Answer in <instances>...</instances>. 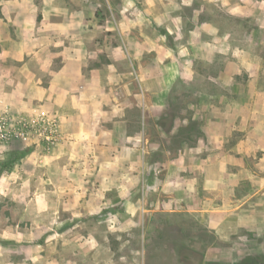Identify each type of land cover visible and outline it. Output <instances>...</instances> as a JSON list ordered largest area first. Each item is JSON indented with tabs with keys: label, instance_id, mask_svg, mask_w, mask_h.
Masks as SVG:
<instances>
[{
	"label": "crops",
	"instance_id": "obj_1",
	"mask_svg": "<svg viewBox=\"0 0 264 264\" xmlns=\"http://www.w3.org/2000/svg\"><path fill=\"white\" fill-rule=\"evenodd\" d=\"M120 2L137 12L135 4H146L151 13L138 16L154 34L135 39L131 31L117 27L125 43L113 48L125 51L137 66H142V58L133 52L163 53L150 66L161 65L164 75H136L140 84H162L161 91L146 87L153 101L146 103L143 97L140 108L138 93L123 96L122 81L134 80L131 73H119L112 60L87 71L93 56L86 38L108 30L88 28L96 20L95 3L0 0V116L56 115L66 141L49 147L48 156H39L50 166L47 171L53 175L55 165L67 164L71 178L98 180L97 194L115 191L134 216L146 212L140 194L153 189L167 199L152 201L154 211L195 216L216 234L241 230L261 237L264 0ZM155 27L166 28L167 35H156ZM112 83L119 84V90H108ZM192 83L194 103L180 108L169 129L163 128L170 93L183 97L174 91L175 85L188 88ZM192 125L196 134L190 143L187 132ZM155 133L160 144L153 142ZM177 134L179 147L171 156ZM156 152L162 159L150 158ZM156 170L160 177L154 176ZM69 221L66 232L47 237L48 249L35 245L34 256L27 254L26 263L59 264L63 256L56 244L74 241ZM32 237L26 235L24 242L32 244L28 241ZM95 242L92 235H84L79 241L82 251L72 255L93 259Z\"/></svg>",
	"mask_w": 264,
	"mask_h": 264
},
{
	"label": "rangeland",
	"instance_id": "obj_2",
	"mask_svg": "<svg viewBox=\"0 0 264 264\" xmlns=\"http://www.w3.org/2000/svg\"><path fill=\"white\" fill-rule=\"evenodd\" d=\"M89 1L95 3L97 10H103L105 2L109 13L101 14L105 19H96L88 28L96 25L113 31L107 30L86 38L88 53L93 56L87 71L112 60L119 73H131L134 82L122 81L121 92L125 97L126 94L138 93V106L141 108L143 97L146 103L153 101L145 92L146 87L161 91L162 84H140L136 75H164L166 72L161 65L150 66L156 58L161 60L163 53L133 52L139 55V59L142 58V66H137L134 60L131 64L125 51H115L113 47L125 43L119 38L117 27L122 32L131 31L135 39H140L141 34H154L152 27L143 24L138 16L142 13L150 17L151 13L142 3L135 4L140 9L137 12L131 9L130 4H122L120 0ZM120 8L123 13H119ZM155 30L156 35H167L166 28L155 27ZM166 41L171 39L166 36ZM195 87L194 83L188 88L175 85L174 91L181 92L183 97L174 95L173 91L170 93V111L165 121L162 120L163 128L169 129L180 108L194 103ZM110 89L119 90V84H108ZM130 113L136 115L134 111ZM59 122L56 115L0 116V264H29L25 261L26 255L34 256L32 250L37 244L48 249L45 240L55 236L56 232H66L67 219L73 222L69 232L74 234V241L69 244L59 241L56 244L60 256H63L58 259L59 264H238L245 257L264 254V235L251 236L241 230L216 234L195 216L154 211L156 208L151 205L152 201L167 200L156 190L140 194L146 212L134 216L124 206L125 200H119L115 191L98 195V180L71 178L67 171H72V168L67 164L55 165L56 171L52 175L47 171L50 166L42 163L40 157L48 156L49 147L53 144L66 141ZM187 133L188 138L194 136L195 126L192 125ZM176 137L170 147L171 156L179 147L180 134ZM153 142L161 143L157 133ZM150 158L159 160L162 155L156 152ZM154 176L160 177L161 173L156 170ZM26 235L34 236L28 240L32 244L24 242ZM84 235H92L96 239L91 244V251L95 253L93 259L72 255L82 251L79 241Z\"/></svg>",
	"mask_w": 264,
	"mask_h": 264
},
{
	"label": "trees",
	"instance_id": "obj_3",
	"mask_svg": "<svg viewBox=\"0 0 264 264\" xmlns=\"http://www.w3.org/2000/svg\"><path fill=\"white\" fill-rule=\"evenodd\" d=\"M109 10L105 4V2H103V10L98 9L96 12V19H101L104 20L105 16H101V14H108ZM102 25V24H101ZM238 264H264V254L260 255L258 257H245L243 258Z\"/></svg>",
	"mask_w": 264,
	"mask_h": 264
}]
</instances>
